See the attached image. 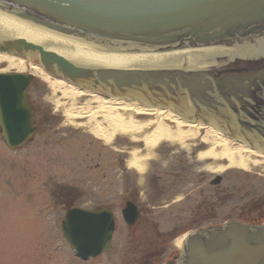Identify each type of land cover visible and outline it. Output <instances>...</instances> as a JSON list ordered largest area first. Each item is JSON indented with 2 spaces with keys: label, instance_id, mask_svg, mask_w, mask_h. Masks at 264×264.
I'll list each match as a JSON object with an SVG mask.
<instances>
[{
  "label": "water",
  "instance_id": "obj_1",
  "mask_svg": "<svg viewBox=\"0 0 264 264\" xmlns=\"http://www.w3.org/2000/svg\"><path fill=\"white\" fill-rule=\"evenodd\" d=\"M1 34L32 42L7 40L0 50L38 55L47 71L78 85L213 118L264 147V0H0ZM51 39L78 46V53L58 49ZM236 43L251 64L161 68L244 58L213 46ZM31 79L0 74V131L12 148L35 131ZM123 214L130 224L138 218L132 203ZM63 232L83 259L97 256L111 246L113 214L69 209ZM177 264H264V224L229 221L198 230L185 239Z\"/></svg>",
  "mask_w": 264,
  "mask_h": 264
},
{
  "label": "rangeland",
  "instance_id": "obj_2",
  "mask_svg": "<svg viewBox=\"0 0 264 264\" xmlns=\"http://www.w3.org/2000/svg\"><path fill=\"white\" fill-rule=\"evenodd\" d=\"M36 76L32 98L46 123L41 122L43 133L19 150L9 149L0 136V264H164L194 228L263 218L264 164L246 170L230 167L227 159L202 157L212 144L199 134L184 144L158 143L143 173H137L128 164L134 151L147 154L141 138L116 135L106 144L87 126L68 121L67 99ZM40 85L45 98L38 102ZM173 171L186 178L170 177ZM217 175L221 184L210 185ZM157 185L172 188L171 195L154 199ZM136 187L145 192L136 201L142 215L129 227L120 212L126 200L136 199ZM71 206L108 207L116 213L111 249L88 262L74 257L61 232Z\"/></svg>",
  "mask_w": 264,
  "mask_h": 264
},
{
  "label": "bare ground",
  "instance_id": "obj_3",
  "mask_svg": "<svg viewBox=\"0 0 264 264\" xmlns=\"http://www.w3.org/2000/svg\"><path fill=\"white\" fill-rule=\"evenodd\" d=\"M51 45L62 51L78 53L76 45L55 39H51ZM1 63L7 64L6 70H28L40 75L55 93L60 92L69 102L70 107L64 110L68 121L77 126H87L95 136L106 143L111 142L118 134L141 138L146 145L147 154L141 155L134 151L129 160V165L140 172L145 170V160L153 153L158 143L166 141L171 144H184L186 140L195 139L199 134H204L203 139L212 144L208 151L200 153L202 157L227 159L230 167L246 170L264 164L263 152L251 150L246 145L233 146V141L224 138L217 128L203 122L189 121L171 108L149 107L118 98L105 100L96 94L86 100V105L76 107L81 98L94 93L66 84L64 80L51 78L40 68L13 54L0 52ZM93 103L96 105L93 106ZM141 114L146 117L137 118V115ZM192 127L194 129H191Z\"/></svg>",
  "mask_w": 264,
  "mask_h": 264
},
{
  "label": "flooded vegetation",
  "instance_id": "obj_4",
  "mask_svg": "<svg viewBox=\"0 0 264 264\" xmlns=\"http://www.w3.org/2000/svg\"><path fill=\"white\" fill-rule=\"evenodd\" d=\"M32 92V94H33V90L31 91ZM42 93V94H41ZM38 102L39 101H41L40 99H44L45 97H43V89L40 87V89L38 90ZM35 100V99H34ZM36 101V100H35ZM35 101H34V103H35ZM37 102V101H36ZM36 107H37V115H36V125H37V127H38V129H39V131H38V133L37 134H41V133H43V131L41 130L42 129V125H41V122H43L44 124H46L45 123V120L42 118L43 117V115L41 114V108L39 107V106H37V104H36ZM41 128V129H40ZM36 134V135H37ZM174 174L176 175V176H181V174L182 173H180V172H174ZM184 175V174H183ZM184 177L186 178V175H184ZM186 181V183H189V181L188 180H185ZM183 186H185V185H183ZM171 189L172 188H170V187H166V186H159V185H157V187L155 188V190H157V194L156 195H154L153 196V198L154 199H158L157 201H159V200H163V199H167V198H163V197H165V196H169V195H171V193H172V191H171ZM175 189H177L176 190V192H178L179 190H181V187H178V188H175ZM184 189H186V187H184ZM133 193H135V195H133V197L134 198H136V199H132L134 202L135 201H137L139 198H140V196H141V193H140V191L138 190V189H135L134 190V192ZM130 198H132V196L130 197ZM256 222H258V221H260V218H258V219H256L255 220ZM173 259H175L176 258V254H175V252H173Z\"/></svg>",
  "mask_w": 264,
  "mask_h": 264
}]
</instances>
